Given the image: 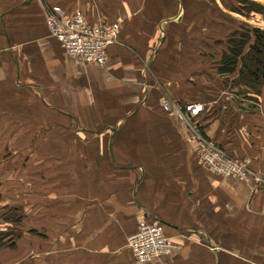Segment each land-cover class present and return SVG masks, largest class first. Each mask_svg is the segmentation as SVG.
I'll return each instance as SVG.
<instances>
[{"label":"crops","instance_id":"0c3cea01","mask_svg":"<svg viewBox=\"0 0 264 264\" xmlns=\"http://www.w3.org/2000/svg\"><path fill=\"white\" fill-rule=\"evenodd\" d=\"M228 4L0 0V210L23 213L3 226L19 238L0 264H135L141 219L178 246L150 264H264V184L209 171L162 106L201 104L207 134L264 176V69L244 83L242 63L230 75L217 64L229 35L264 30V15ZM49 6L121 24L106 65L52 39Z\"/></svg>","mask_w":264,"mask_h":264},{"label":"built area","instance_id":"2783aa9c","mask_svg":"<svg viewBox=\"0 0 264 264\" xmlns=\"http://www.w3.org/2000/svg\"><path fill=\"white\" fill-rule=\"evenodd\" d=\"M46 27L68 55L81 62L106 65L108 47L119 39L121 24L109 22L92 25L80 10L69 14L60 7L47 8ZM163 110L173 115L188 132L202 164L221 177L236 178L249 184H264V176L250 167V160L238 161L225 149L203 135L192 119L203 111L201 104H188L185 109L168 97L162 98ZM135 264H150L178 249L177 244L167 237L159 222L141 219L136 233L128 238Z\"/></svg>","mask_w":264,"mask_h":264},{"label":"trees","instance_id":"16d2710c","mask_svg":"<svg viewBox=\"0 0 264 264\" xmlns=\"http://www.w3.org/2000/svg\"><path fill=\"white\" fill-rule=\"evenodd\" d=\"M228 3L231 11L241 16L248 17L251 13L261 14V16L264 15V5H262V3L260 4L252 0H228ZM226 40L227 51L223 52L224 54L222 59L217 62V64H219L218 72L230 75L236 71L239 63H242L243 68L241 69V73L244 69L247 70V74L243 76V78H245L244 83L251 81L255 84V82L260 79L261 71L264 69V30L260 28L241 26L240 29L234 30V32L231 33ZM228 79H230V76ZM179 105L185 109L188 104ZM203 113L204 110L200 115L194 117L192 119L193 123L198 128V131L214 141L218 146L225 149L207 134V130L203 126L201 119ZM22 219L23 213L20 210H11L7 212H2L0 210V230L4 231L3 226L5 225L6 227V224L8 223L11 225H17L18 222L20 223L22 221ZM6 233L7 234L5 235L0 233V246L2 243H6L11 247H15V239L17 236H12V232L10 233L6 231ZM33 233L36 234L37 232ZM17 238H19V236Z\"/></svg>","mask_w":264,"mask_h":264},{"label":"rangeland","instance_id":"374dc122","mask_svg":"<svg viewBox=\"0 0 264 264\" xmlns=\"http://www.w3.org/2000/svg\"><path fill=\"white\" fill-rule=\"evenodd\" d=\"M81 12H82V11H81ZM84 15H85V13H84ZM85 16H86V15H85ZM225 81H226L227 84L231 85L229 79H226ZM4 143H6V142H0V155H1V154H2V155L5 154V153H3V148H4L3 146L5 145ZM0 233H1V234H4V235L7 234L6 231L4 232V231H1V230H0Z\"/></svg>","mask_w":264,"mask_h":264}]
</instances>
